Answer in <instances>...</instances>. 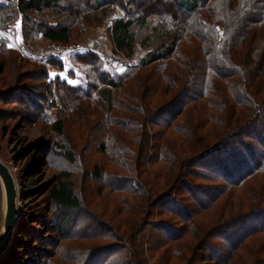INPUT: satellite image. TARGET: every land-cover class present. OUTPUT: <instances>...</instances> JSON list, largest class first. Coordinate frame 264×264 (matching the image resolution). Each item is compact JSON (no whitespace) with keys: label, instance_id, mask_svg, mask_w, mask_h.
Masks as SVG:
<instances>
[{"label":"trees","instance_id":"trees-1","mask_svg":"<svg viewBox=\"0 0 264 264\" xmlns=\"http://www.w3.org/2000/svg\"><path fill=\"white\" fill-rule=\"evenodd\" d=\"M118 10L113 54L129 62L113 70L96 49L76 53L80 84L0 42V99L33 106L25 121L47 132L18 153L38 162L19 171L22 215L0 264H264V0H0L3 26L18 24L23 41L72 43ZM28 79H45L46 93ZM42 167L51 183L29 188ZM78 175L100 188L82 190ZM104 190L110 200L85 199ZM40 192L45 209L28 205ZM73 213L96 226L71 231Z\"/></svg>","mask_w":264,"mask_h":264},{"label":"rangeland","instance_id":"rangeland-1","mask_svg":"<svg viewBox=\"0 0 264 264\" xmlns=\"http://www.w3.org/2000/svg\"><path fill=\"white\" fill-rule=\"evenodd\" d=\"M117 12L121 13L119 10ZM116 14H117L116 11L109 14L111 17L107 18V20L103 23L98 22L94 25H88L86 27L85 35L82 38H79L72 43H65V44H77V43L85 44V46H87L89 49H96L99 52V54H101V55H104V56L107 55V56H111L112 58H114V60L112 59V61H111V65L106 64L107 68L113 69V70H115V69L116 70H122V68L124 69L126 63H128L129 60L126 59L127 57H126L125 53L113 54L114 49H113L112 41L110 38V31L108 29L111 25V20L116 16ZM4 28L6 31L10 32L13 35L16 33V28H12L11 26H7ZM23 42L24 43H22L21 46H18V48L16 49L19 53L18 62H21L20 59H25L26 61L28 60L31 63H38L36 61H31V60L27 59L26 57H24L21 54V47L22 46L29 44V45H32L35 47L37 45L47 46V45L51 44L50 40H47L44 42H38V43H32V42H30V40L29 41H23ZM143 54H144V50L138 49V52L135 54V57L132 60L137 61L138 58L140 56H142ZM113 55H115V57ZM38 64L44 65V66H46V68H48L49 78H55V77L59 76L61 79H67L70 83H73V84H80V83H83V81H84L83 74L78 70L77 65H75L73 63L71 58L67 59L65 61V69L64 70H54V69H51V67L49 69L50 64H42V63H38ZM23 70H26V72L27 71L35 72L38 69H35L33 65L27 64L23 68ZM70 73L73 75H71ZM3 74H5V73H3ZM39 75L41 76V73H39ZM44 80L45 79H28L23 83V84H25L23 86L30 88L32 90L35 89L36 92H38V90H40L42 93H46V92H44L45 91L44 85H43ZM3 88H4V85L0 84V89L3 90ZM24 90H27V89H24ZM38 94L39 93L34 94V98ZM52 99H53V97H52ZM34 110H35V108L33 106H30L29 104H27V105L26 104H20L19 105V104L10 103V102L8 103L7 101L0 99V157L10 166V168L13 171V174L16 178V182H17L18 190H19V209L21 208V206L24 203L23 198L21 197V193H20L21 192L20 191L21 190V182H20L19 171L22 168H25L27 165H29V163L34 161L35 157L33 154L29 155L28 153L19 157L18 153H20L21 151H25L27 146L30 145L31 143H35V142L40 141V140L42 141V139H45L46 134H47V132L44 129L42 122L25 121V117L26 116L28 117L29 115H31V111H34ZM59 111H60L59 107L54 106L53 108H51L50 113L44 117L43 121L45 123H47V122H50V121L56 119V117L59 114ZM89 114L90 115L88 117V120L92 121L93 123H97V119H99L100 116H98L96 114H91V113H89ZM22 115H24V116L22 117ZM92 153H93L92 157H95V155H94L95 152L92 151ZM95 158H99L97 154H96ZM18 159L21 161L19 162ZM47 159H48V156H47ZM35 162L37 163L38 161L35 160ZM94 162H95V159H93L91 162L87 161L86 163H88V166H91V165H93ZM55 163H56V161H55ZM86 163H84V164H85V166H86L85 168L87 170V164ZM103 167H104L105 171H107V170L110 171L113 166H110V165L105 163L103 165ZM203 172H204L203 174H207V175L210 174L208 171H203ZM77 173L81 174L82 171H80V172L78 171ZM53 174H54V172L52 169H46L44 171H43V167L38 169L36 171V175L32 176V179H31L30 183L28 184L29 188L37 190V189H40L41 187L51 183V178H52ZM77 181H78L77 183L79 185H81L82 190L87 189V191H89L90 189L88 188V186L89 187L92 186L93 188L94 187L100 188V186H101V182H99L98 180H93L91 184L85 183L86 186L82 185L81 183H79V181H81L80 175H78ZM195 182H197V183L199 182V183H202L204 185H207V184L212 185L214 182L220 183V184L223 183L220 180V178H217V181H210L209 179L203 178V179H197ZM28 185H26V186H28ZM94 191H95V188H94ZM94 191L92 192L93 193L92 195H90V193H89L85 197V199H91V196L94 195V197L92 199V206L97 205L98 203L100 204L101 198L102 199L105 198L107 200H110V197H107V194L109 193L108 190H104L102 192V194L98 193L97 195L95 194ZM34 193H36V192H34ZM85 193H87V192H85ZM111 198H112L111 200L113 201V197H111ZM46 200H47V193L40 192L39 195H36V196H35V194L32 195V197L28 201V205H31V206L34 205V207L37 206L38 208H39V206H42V208L45 209L46 208V205H45ZM110 208H111L110 209L111 211L116 210V207L115 208L110 207ZM99 209L94 208V210L99 212V214H100L101 209L100 210ZM3 214H4V192H3L2 183L0 181V229H1V226L3 223ZM21 215H22V213L20 211L18 225L20 223ZM59 217H61V216H59ZM79 221H81V225L74 227V225ZM89 225L91 227L96 226V225H94V222H92L89 219H86L84 216L79 215L77 213H73L72 214V220L70 221V223L67 227H69L71 229V231H74V232L80 231L83 229H88L89 231H91L92 228H90ZM36 226H38V225H36ZM96 228L99 229L98 227H96ZM42 232H44L43 234H45V235L46 234H53V232L46 233L45 230H43V229H42ZM219 242L216 241L215 243H219ZM13 243H12L11 247L9 248V250L7 251V253L4 255V257L11 251ZM4 257L2 258V260H0V263L3 261ZM55 260H59V259H55Z\"/></svg>","mask_w":264,"mask_h":264},{"label":"water","instance_id":"water-1","mask_svg":"<svg viewBox=\"0 0 264 264\" xmlns=\"http://www.w3.org/2000/svg\"><path fill=\"white\" fill-rule=\"evenodd\" d=\"M0 181L4 192V214L0 229V260L7 253L17 233L19 209V190L10 166L0 157Z\"/></svg>","mask_w":264,"mask_h":264},{"label":"built area","instance_id":"built-area-1","mask_svg":"<svg viewBox=\"0 0 264 264\" xmlns=\"http://www.w3.org/2000/svg\"><path fill=\"white\" fill-rule=\"evenodd\" d=\"M51 44L43 45H24L21 47V54L31 61L48 64L52 60H66L73 54L89 50L85 44H65L60 41L50 40Z\"/></svg>","mask_w":264,"mask_h":264},{"label":"crops","instance_id":"crops-1","mask_svg":"<svg viewBox=\"0 0 264 264\" xmlns=\"http://www.w3.org/2000/svg\"><path fill=\"white\" fill-rule=\"evenodd\" d=\"M116 13H117L116 16L119 15V13L117 11H116ZM17 25L18 24H14V23H10L8 25V26H11L12 28H16V33L13 35L10 32L5 30V28L3 27V24L0 20V42H3L5 44H7L8 46L12 45L11 47L15 48V49H17L18 46H21V44L24 43L20 27H17ZM112 25H113V19L111 20V25L108 29H110L112 27ZM47 40H51V39L45 37L42 34H35V35H32L30 38V42H32V43L44 42ZM111 41H112V39H111ZM112 45H113V42H112ZM113 49H114V45H113ZM50 67H51V69L59 70L58 68L54 67L52 64H50L49 69H50Z\"/></svg>","mask_w":264,"mask_h":264},{"label":"snow or ice","instance_id":"snow-or-ice-1","mask_svg":"<svg viewBox=\"0 0 264 264\" xmlns=\"http://www.w3.org/2000/svg\"><path fill=\"white\" fill-rule=\"evenodd\" d=\"M17 27H19V25H17ZM10 47L12 46V45H9Z\"/></svg>","mask_w":264,"mask_h":264}]
</instances>
